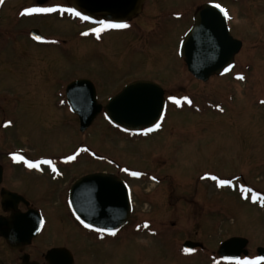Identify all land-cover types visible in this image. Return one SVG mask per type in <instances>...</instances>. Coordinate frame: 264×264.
Instances as JSON below:
<instances>
[{
	"label": "rangeland",
	"instance_id": "obj_1",
	"mask_svg": "<svg viewBox=\"0 0 264 264\" xmlns=\"http://www.w3.org/2000/svg\"><path fill=\"white\" fill-rule=\"evenodd\" d=\"M202 1L208 0H152L151 10L184 11ZM220 1L233 18L231 37L244 47L231 75L206 83L196 81L178 58L179 33L190 25L187 20L155 18L140 38L83 24L74 15L70 22L55 20L56 37L68 51L65 58L56 48L55 78L63 85L68 78L88 79L100 105L134 81L155 83L168 98L159 131L146 138L122 134L103 116L83 133L72 118L67 130L56 125L35 135L33 150L39 155L58 156L85 145L104 159L77 158L73 178L112 172L114 164L159 179L173 177L174 192L165 184L130 182L134 210L115 236V258L104 264H207L201 253L194 260L181 257L186 239L207 251L230 237L246 239L250 253L264 247V0ZM62 89L57 84L56 93ZM221 179L231 183L221 186ZM144 225L146 232L133 230Z\"/></svg>",
	"mask_w": 264,
	"mask_h": 264
},
{
	"label": "flooded vegetation",
	"instance_id": "obj_2",
	"mask_svg": "<svg viewBox=\"0 0 264 264\" xmlns=\"http://www.w3.org/2000/svg\"><path fill=\"white\" fill-rule=\"evenodd\" d=\"M125 1V14L115 20V24H127L128 27L108 29L126 38L142 37L147 30V23L155 18L175 24L187 20L190 25L179 33L181 42L192 26L195 14L205 4H219L227 10L229 31L233 19L220 0L197 2L184 11L167 7L153 11L152 0ZM32 7L69 8L71 0H3L0 3V264H104L115 258V236L128 223L114 236L91 232L82 227L69 208L72 185L90 174L115 175L116 169V176L129 189L132 213L135 203L130 182L145 180L156 186L165 184L167 189L170 186L169 190L174 192L173 177L165 175L159 179L150 173L114 164L112 172L93 171L73 178L70 171L79 164L77 158L86 157L98 163L103 162V158L85 145H78L73 152L67 151L58 156L34 152L36 134L48 133L56 125L67 130L71 127L72 118L77 121L79 130V120L72 114L66 98V88L72 81L65 77L63 85L60 78H55L54 72L56 48H62V45L53 26H56L55 20L70 22L73 14L59 11L24 14L25 9ZM77 19L97 28L103 26L96 21ZM37 36L41 39H35ZM236 40L241 42V49L235 57L244 47L241 40ZM62 43L65 44V41ZM63 55L66 58L68 51L63 49ZM235 57L230 71L219 78L232 74ZM57 84L63 87L58 93ZM164 98L168 104L165 93ZM115 129L122 134L146 138L156 134L160 128L139 133ZM14 155L23 156L24 160L33 163L50 160L52 164L41 163L39 169L29 168L24 160H14ZM132 173L139 175L134 176ZM147 198H151V195H147ZM147 227L137 226L133 230L146 232ZM88 236L93 239L89 240ZM186 241L197 246L184 251L182 245ZM247 245L244 248L245 255L242 254L239 259H255L258 249H264L263 246H256L254 252L250 253ZM180 248L185 254L181 257L185 259L194 260L196 253H201L200 258L207 264H235L217 258L218 246L215 250L207 251L201 243L186 239Z\"/></svg>",
	"mask_w": 264,
	"mask_h": 264
},
{
	"label": "water",
	"instance_id": "obj_3",
	"mask_svg": "<svg viewBox=\"0 0 264 264\" xmlns=\"http://www.w3.org/2000/svg\"><path fill=\"white\" fill-rule=\"evenodd\" d=\"M71 7L90 19L115 23L124 16L126 1L71 0ZM240 49L241 42L231 37L224 13L213 4H205L195 14L193 25L179 46L178 56L195 80L206 83L213 76L227 73ZM66 98L79 119L80 132H85L101 112L112 126L122 131H152L161 122L165 110L164 91L150 81L126 85L102 106L97 102L93 84L85 79L76 80L67 86ZM69 208L83 227L92 226L86 229L117 232L127 224L131 213L129 191L112 174L86 175L72 185ZM98 233L110 235L107 231ZM246 245V239L230 238L219 245L217 256L235 261L241 254L245 255ZM196 246L191 242L183 244L185 250ZM258 256H264V249H258Z\"/></svg>",
	"mask_w": 264,
	"mask_h": 264
},
{
	"label": "snow or ice",
	"instance_id": "obj_4",
	"mask_svg": "<svg viewBox=\"0 0 264 264\" xmlns=\"http://www.w3.org/2000/svg\"><path fill=\"white\" fill-rule=\"evenodd\" d=\"M0 3H3V0H0ZM215 7L219 8L221 12L224 13L225 17L228 16V12L226 9H224L223 7H221V5L219 4H216ZM68 12V13H72L74 14L75 16L77 17H80L81 19L87 21L90 19V17L88 16H82L81 13L79 11H76L74 8H57V7H32V8H28V9H25V12L24 14H28V15H31L33 13H43V14H47V13H52V12ZM101 25H103L104 28H126L128 27L127 24H115V23H109V22H106V21H100L99 22ZM102 29H96L97 32L101 31ZM35 39L37 40H40L41 38L40 37H35ZM239 79H244L243 76H240ZM169 99L175 101L176 103H179L178 100H176L175 97H170ZM187 99V98H185ZM189 104L191 103L190 100L187 101ZM222 110V109H221ZM157 128L160 127L159 124L156 125ZM13 159L14 160H24V157L23 156H19V155H14L13 156ZM69 159H73V157H69ZM24 162L27 164V166L29 168H36V169H39L40 168V164L41 163H44V164H48V165H51L52 164V161L50 160H45V161H40V162H36V163H33L31 161H28V160H24ZM53 171H55V168L53 167ZM132 175L134 176H138L139 173H132ZM212 179H216V177H212ZM231 181L229 180H223L221 179L219 181V184L221 186L223 185H228L230 184ZM246 191H250V189H246ZM258 197L257 196H254L253 199H257ZM260 199H264V198H260ZM85 227H92L91 225H85ZM96 231L98 232H104V231H107L110 235H116V231L113 230V229H96ZM264 261V256H257L255 259H247V258H244V259H239V258H236L235 259V264H261V262Z\"/></svg>",
	"mask_w": 264,
	"mask_h": 264
}]
</instances>
